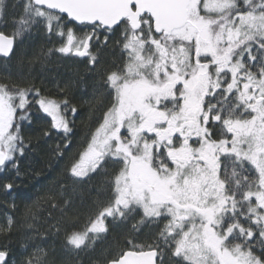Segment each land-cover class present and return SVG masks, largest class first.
Here are the masks:
<instances>
[{
  "label": "snow or ice",
  "instance_id": "obj_1",
  "mask_svg": "<svg viewBox=\"0 0 264 264\" xmlns=\"http://www.w3.org/2000/svg\"><path fill=\"white\" fill-rule=\"evenodd\" d=\"M25 13L17 34L43 18L49 34L66 37L55 51L86 58L111 97L65 171L90 179L111 161L113 191L95 202L83 230H76L78 213L60 221L66 246L85 248L89 233L107 234L106 219L140 209V223L166 221L163 247L128 242L104 264H165L166 255L181 264H264V0H27ZM6 15L0 0V18ZM69 24L88 31L77 36ZM110 37L121 58L100 67ZM13 45L0 33V56ZM62 106L77 114L68 100L0 83V170L17 168L27 147L21 123H31L33 109L55 130L72 132ZM11 226L9 219L0 231ZM0 264H14L7 245ZM21 264L48 260L37 248Z\"/></svg>",
  "mask_w": 264,
  "mask_h": 264
},
{
  "label": "trees",
  "instance_id": "obj_2",
  "mask_svg": "<svg viewBox=\"0 0 264 264\" xmlns=\"http://www.w3.org/2000/svg\"><path fill=\"white\" fill-rule=\"evenodd\" d=\"M26 2L5 0L7 15L0 18V33L14 38L15 48L9 59H0V83L38 88L41 94L57 101L68 100L77 108V114L64 113L63 106L61 108V114L72 128L68 134L55 130L51 117L37 109H33L30 124L21 123V135L27 145L24 154L18 157L16 169L8 166L0 170V227L6 228L9 219L12 221L6 234L0 231V248L8 246L14 264L31 258L37 248L43 249L48 264H104L105 257L128 250V242L134 245L156 242L163 247L158 236L166 221L144 219L140 223L143 215L139 210L126 219H106L107 234L89 233L85 248L76 250L66 246L60 221L78 213L80 223L76 230H83L90 226L88 217L94 215L95 202L107 199L113 191L111 173L117 166L111 161L104 166L105 171L92 174L90 179H72L65 171L67 160L90 141V134L101 122L105 110L101 104L106 105L111 97L99 73L87 66L86 58L55 51L66 42V37L49 34L43 18L22 35L17 34L18 21L26 16ZM68 27L77 36L88 31L75 24ZM117 39L110 37L109 47L99 50L100 67H111L114 61L120 60ZM44 131L50 135H43ZM65 136L71 140L67 147L63 146ZM61 153L64 159L60 158ZM6 182L13 183L11 191L3 187ZM164 250L167 253V249ZM164 260L165 264H181L168 255Z\"/></svg>",
  "mask_w": 264,
  "mask_h": 264
},
{
  "label": "water",
  "instance_id": "obj_3",
  "mask_svg": "<svg viewBox=\"0 0 264 264\" xmlns=\"http://www.w3.org/2000/svg\"><path fill=\"white\" fill-rule=\"evenodd\" d=\"M4 35H5V34H4ZM5 36H7V35H5ZM11 38H12V37H11ZM13 40H14V38H13ZM14 48H15V40H14V45H13V51H14ZM13 51H12V53H13ZM12 53L10 54L9 57H3V56H0V59H1V58L9 59V58L11 57ZM157 264H158V262H157Z\"/></svg>",
  "mask_w": 264,
  "mask_h": 264
},
{
  "label": "flooded vegetation",
  "instance_id": "obj_4",
  "mask_svg": "<svg viewBox=\"0 0 264 264\" xmlns=\"http://www.w3.org/2000/svg\"><path fill=\"white\" fill-rule=\"evenodd\" d=\"M78 58H80V57H78ZM251 243L254 245V250H255V248L257 246V241L256 240H253Z\"/></svg>",
  "mask_w": 264,
  "mask_h": 264
},
{
  "label": "rangeland",
  "instance_id": "obj_5",
  "mask_svg": "<svg viewBox=\"0 0 264 264\" xmlns=\"http://www.w3.org/2000/svg\"><path fill=\"white\" fill-rule=\"evenodd\" d=\"M84 32H86V31H82V33H84ZM124 133H125V130H122V134H124ZM137 210H139V212L143 215V213H142V211L140 209H137ZM105 225H107V224L105 223Z\"/></svg>",
  "mask_w": 264,
  "mask_h": 264
}]
</instances>
